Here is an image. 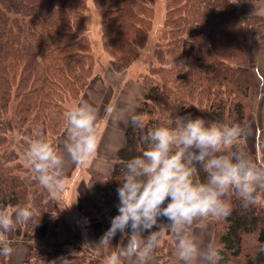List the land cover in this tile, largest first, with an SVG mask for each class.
I'll use <instances>...</instances> for the list:
<instances>
[{
  "label": "trees",
  "instance_id": "trees-1",
  "mask_svg": "<svg viewBox=\"0 0 264 264\" xmlns=\"http://www.w3.org/2000/svg\"><path fill=\"white\" fill-rule=\"evenodd\" d=\"M151 1L96 0L102 8L104 48L120 68H127L147 41ZM166 5L165 28L148 71L141 74L147 87L146 127L127 123L110 175L91 174L94 194L81 199L80 213L92 218L87 226L98 236L106 232L101 216L106 214L111 223L118 214L119 180L125 164L146 149L148 129L172 126L189 116L210 122L202 109L242 117L246 105L239 99L257 86L244 59L249 37L257 35L264 42L260 16L229 0H166ZM84 19L85 0H0V209L28 206L34 212L32 221L7 236L11 247L29 246L22 264H50L62 257L66 264H81L86 259L84 253L69 257V248L84 251L82 231L68 219L60 194L39 185L25 160L29 143L38 137L56 148L67 126L66 111L92 80L95 60L83 33ZM194 180L206 182L207 175L198 169ZM231 204L219 236V264H264V253L258 251L264 244V206L244 209L235 194ZM89 258L83 264L96 260L93 254ZM0 264H12L10 257L0 256Z\"/></svg>",
  "mask_w": 264,
  "mask_h": 264
},
{
  "label": "clouds",
  "instance_id": "clouds-1",
  "mask_svg": "<svg viewBox=\"0 0 264 264\" xmlns=\"http://www.w3.org/2000/svg\"><path fill=\"white\" fill-rule=\"evenodd\" d=\"M229 2L238 4L239 0ZM251 15L264 17V6L254 5ZM114 113V106L109 105L106 115ZM65 120V152L74 164L84 165L99 148L97 110L81 102L66 111ZM128 121L134 128L146 127L139 112L130 115ZM241 136L238 125L190 116L178 118L172 126L148 129L143 136L146 149L125 164L117 188L118 214L111 218V226L100 240L111 245L119 232L126 246L113 252L105 264H122L130 258L135 264H147L165 229L175 239L176 256L183 264H219L222 249L215 242L202 247L191 231L194 222L228 218L233 211V194L244 209L264 206V164L249 156ZM25 160L39 185L54 196L61 193L65 158L48 140L38 137L31 141ZM198 169L206 173V182L194 180ZM33 218L28 206L0 209V256L13 253L7 233ZM129 228L130 233L126 231ZM145 232L149 234L144 236ZM258 251L264 253V244Z\"/></svg>",
  "mask_w": 264,
  "mask_h": 264
},
{
  "label": "rangeland",
  "instance_id": "rangeland-1",
  "mask_svg": "<svg viewBox=\"0 0 264 264\" xmlns=\"http://www.w3.org/2000/svg\"><path fill=\"white\" fill-rule=\"evenodd\" d=\"M151 3V25L148 31L147 41L139 49L137 58L133 60L127 68L124 69L118 66V63L112 59V57L104 48L101 37L102 8L98 5L96 0H85L83 33L88 37L90 42L95 64L93 69V77L90 84L82 93L79 101L72 102L71 107H74L81 102H87L93 105L97 110L99 124L98 134L100 137V143L98 151L95 154L96 157L94 156L95 158L92 160L93 163L96 160L100 161L101 159H109L115 156L116 153L114 149L120 144L123 145V142L125 141V128L130 115L139 112L143 117L145 116L143 99L145 93L147 92V87L145 82H142L143 79L141 74H144L148 71L150 65L149 63H151L153 60L155 47L157 42H159L163 29L165 28L167 10L166 0H152ZM239 3H243L242 6H244L245 11L250 15L252 14L254 5L264 6V0H254L249 2L246 0H239ZM261 18L264 21V17ZM256 37L257 35H254V38L249 37V54L247 55V58L244 59L246 60L244 65H246L251 70V72H253L252 81L253 84H256L257 86L250 88L247 97L242 95V98L239 99L246 105L243 116L238 117L234 113H229L228 115L226 111L223 114H219L213 108L210 110H202L210 122H222L228 125H238L242 130L243 139L247 143L248 147L254 151L256 161L258 164H264V135L261 132L262 135L258 137V139L262 141V143H260L262 144V148H260V144L258 143V139L255 136V132L250 133V131H248V124L251 121V118H256L257 116L259 117V124H264V53L260 54L262 51L264 52V42L258 40ZM236 101L237 99L233 103L236 104ZM109 105H112L115 108V113L111 117L106 115V108ZM234 107L236 106L233 105V109ZM66 129L67 126L57 138V146L55 149L58 152V148L67 141ZM59 153L63 154L66 158L68 157L67 153L64 151H60ZM115 159L111 165L104 164L98 168L94 167V165H91L92 162L90 163V161L84 165H76V168H74V164L67 174H62L65 187L63 188L62 193H60L59 198L68 205V219L71 222H73L74 219H78L82 226L86 228L87 232H92L87 226L88 220L92 218H86L83 217V215H80L81 210L79 209V206H81V199L87 198L94 194V184L91 180L93 173H101L99 171L113 168ZM66 162H68V160H66ZM73 170L75 171L72 174ZM84 179L86 181L89 180V182H86ZM65 192H68V198L70 199L69 202L67 201L66 197H64L63 193ZM101 220L106 226L107 231L111 226L109 217L104 214L101 216ZM161 222L166 223L163 218H161ZM195 226L198 230L197 232L200 234V237L206 239L205 243L210 240L209 242H215L217 246H220L219 236L221 235V232L224 228L223 220H214L209 218L208 220L196 221L192 225L191 231ZM86 231H84L85 242L88 241L86 239ZM126 231L130 233L131 230L129 228L126 229ZM164 231L165 235L160 240L159 247L156 248L147 264H178V258L176 256V241L169 231L166 229ZM12 234L13 231L7 233V236L9 237ZM148 234L149 233L147 232L143 233L144 236H147ZM96 236L98 238L102 237L98 235ZM247 237L250 240H254V237L252 236ZM113 239L111 240V245L108 246L100 243V241L99 243L98 241L94 243V246H97L96 248L100 252H104V255H100L97 252H95V254L92 251H89V249L83 247L84 251H81L80 253L74 251L72 248H69V257L80 258L84 253L86 259L79 260V262L83 264L85 260L90 259V254H93V258L96 259L94 260L95 262L93 264H105L107 258L113 252H117L119 249L126 246V239L125 241H121V234L119 232ZM103 245L105 246L104 250ZM247 249L248 252H250L251 248ZM28 250L29 246L26 253ZM67 261L68 259L66 257H62L51 262L50 264H66ZM73 263L76 264L77 262L73 261ZM122 264H135L134 258L125 259L122 261Z\"/></svg>",
  "mask_w": 264,
  "mask_h": 264
},
{
  "label": "crops",
  "instance_id": "crops-1",
  "mask_svg": "<svg viewBox=\"0 0 264 264\" xmlns=\"http://www.w3.org/2000/svg\"><path fill=\"white\" fill-rule=\"evenodd\" d=\"M261 51V50H260ZM264 52L262 51L260 54H263ZM264 86V85H263ZM259 117L256 116V118H251V121L249 122L248 124V131H250V133H254L255 132V136L258 137L261 134V132L263 133L264 135V124H259V121H258ZM129 122V121H128ZM127 124V123H126ZM125 138V136H124ZM125 140V139H124ZM63 143V142H62ZM66 143V142H65ZM61 145L58 149H59V152L60 151H64L65 152V149H64V145ZM258 143H262V141H260L258 139ZM124 144V142H123ZM120 146H123L122 144L118 145V147H116L114 149L115 153H117L118 149L120 148ZM260 148H262V144L259 145ZM260 151V150H259ZM96 157V156H95ZM94 157V158H95ZM65 158V163H64V166H63V169H62V174L65 175L69 172V170L73 167L74 163L70 160L69 157H64ZM93 158V159H94ZM116 158V154L114 157H111L109 159L105 158V159H101L100 161L99 160H96L94 163L92 162L93 159L90 160V163L91 165H94V167L98 168L104 164H112L113 160ZM66 160H68V162H66ZM106 160V161H105ZM89 163V165H90ZM88 165V166H89ZM76 168V164H75V167ZM76 170V169H75ZM72 172V174L74 173V171ZM112 171V168H108L107 170L105 169L104 171L101 170L99 172H101L102 175L104 176H109L110 173ZM85 180V179H84ZM86 181V180H85ZM86 182H89L86 181ZM91 191V190H90ZM64 194V197H66L67 201L69 202L70 199L68 198L69 195H68V192H65L63 193ZM81 215V214H80ZM73 223H75L76 225H78L81 229H82V233H83V237H82V246L85 247L86 249H89V251H92L93 253L97 252L99 253L100 255H104V252H100L96 247L97 246H94V243L101 240L102 237H97L94 233L90 232V231H86V228L82 226V224L80 223V221L78 219H74L73 220ZM196 226H201V225H196ZM196 226L194 227V229L192 230V234L196 237L197 241L199 242V244L204 247L206 245H208L210 240H208L207 243H205L206 239L204 238H201L200 237V234L197 232L198 230L196 229ZM86 231V239L88 240L87 242H85V238H84V231ZM114 240V239H113ZM99 248V247H98ZM28 249V246L27 245H24L22 243H18L16 244L14 247H13V253L12 255L10 256V259H11V262L12 264H22L23 261L25 260V254H26V251ZM105 249V246L103 245V250ZM96 254V253H95ZM177 262L178 264H183V261H180L179 259H177ZM157 264V263H156Z\"/></svg>",
  "mask_w": 264,
  "mask_h": 264
}]
</instances>
